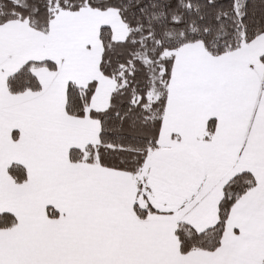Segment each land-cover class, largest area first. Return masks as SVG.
<instances>
[{
  "label": "snow or ice",
  "instance_id": "snow-or-ice-1",
  "mask_svg": "<svg viewBox=\"0 0 264 264\" xmlns=\"http://www.w3.org/2000/svg\"><path fill=\"white\" fill-rule=\"evenodd\" d=\"M0 264H264V0H0Z\"/></svg>",
  "mask_w": 264,
  "mask_h": 264
}]
</instances>
